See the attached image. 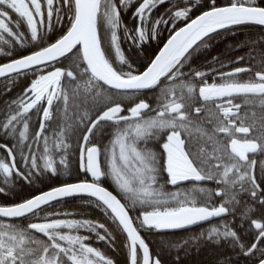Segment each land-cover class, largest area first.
I'll use <instances>...</instances> for the list:
<instances>
[{
    "label": "snow or ice",
    "instance_id": "snow-or-ice-1",
    "mask_svg": "<svg viewBox=\"0 0 264 264\" xmlns=\"http://www.w3.org/2000/svg\"><path fill=\"white\" fill-rule=\"evenodd\" d=\"M136 2L0 0V44L9 49L0 47V55L12 56L16 46L43 42L45 30H53L54 17L60 23L67 15L69 23L66 32L54 42L0 64V77L22 70L36 69L38 73L24 93L8 105L9 113L0 122L5 135L15 138L18 133L12 147L0 144V149L6 150V158H0V176L7 183L14 172L22 175L15 163L17 148L26 162L30 155L31 168L37 172L42 168L57 174L55 153H64L59 163L67 168L68 140L82 126L85 131L79 146L80 169L92 178L91 182L64 184L22 202L0 206V264H114L88 243L89 236L80 234L83 229L95 234L99 241L109 240L111 234L104 224L53 218L68 217L70 213H50L40 218L42 206L63 197L84 194L95 199L97 207L126 234L129 264H161L134 226L132 211L139 209L137 221L141 227L159 232L222 217L239 203L241 192L250 193L254 200L259 193V203L264 206V188L254 175L258 163L264 170V160L255 158L257 153L264 156V61L248 79H241L240 74L251 72V68L220 72L219 80L214 76L211 83L205 72L195 71L193 76L182 71L190 50L204 44L211 33L247 23L264 26V6L257 0H231L227 6L217 7L212 0L209 10L194 19L189 16L190 6L176 7L169 19L186 23L174 29L144 71L137 72L122 50L119 32L123 29L125 37L140 47L155 39L158 26L169 20L151 19L153 9L166 0H139L133 12L139 22L134 29L127 28L121 21V10ZM70 55L75 60L68 68L56 67L45 74L40 67ZM162 84L155 108L139 97L143 90ZM119 97L131 103L125 105ZM237 99L242 103H236ZM89 102L94 107L102 105L94 118ZM197 103L199 106H195ZM54 107L60 113V123L45 134L54 119ZM242 107H258L259 119L252 111L249 123L248 112L241 115ZM41 109L39 130L32 137L37 146L43 140V151L37 156L31 152L32 145L25 142L30 137L28 114ZM104 126L112 129L111 139L101 147L94 138ZM154 139L163 141L160 154L146 146ZM24 147L29 148V155L23 153ZM162 172L167 174L165 183L160 182ZM104 177L112 179L123 202L102 186ZM185 181L193 182L191 188L165 190V184L178 186ZM205 181L217 187L202 186ZM252 211L247 209L245 217ZM29 216L37 217L38 222L17 223L19 218ZM250 229L255 230L250 246L226 223L210 227L206 238L213 242L223 239L239 247L244 256L259 252L258 264H264V248L260 247L264 244V216L251 219Z\"/></svg>",
    "mask_w": 264,
    "mask_h": 264
},
{
    "label": "trees",
    "instance_id": "trees-1",
    "mask_svg": "<svg viewBox=\"0 0 264 264\" xmlns=\"http://www.w3.org/2000/svg\"><path fill=\"white\" fill-rule=\"evenodd\" d=\"M139 0L134 3L128 9L121 10V21L123 25H126L129 29H134L139 22L134 16L133 12L138 6ZM231 1L227 4H230ZM257 3L264 6V0H257ZM222 0H215V5H222ZM212 0H166L165 3L158 5L153 9L151 13V19L154 21L160 17L165 20H169L167 24H160L158 26V34L155 39H150L143 43L140 47H136L132 44V41L128 40L123 29L119 32L120 43L122 50L125 53L129 63L133 65V68L140 72L153 57L160 45L169 36L174 29L178 28L186 21L178 20L173 23L169 18L171 13L176 10V7H191L192 10L189 13L190 18H193L200 12L210 8ZM175 6V7H174ZM67 8L64 9V13H67ZM16 19L13 14V20ZM53 30L46 32L43 42H37L36 45L29 44L24 48L16 46L12 49V56L0 55V64L8 62L12 59L19 58L21 56L30 54L33 50H39V47L47 46L48 43L54 42L59 38L67 28L69 27L67 15L60 23L55 22L53 18ZM5 51L9 49L7 46L0 44ZM107 48V45L105 46ZM75 51V50H74ZM191 56L185 62L182 71L185 74H193L195 71L205 72L208 75L206 79L209 83L212 82L215 76L217 81L219 80L220 72H229L236 67L251 68V72L241 73V79H248L250 76L254 77L255 72L260 70L261 62L264 61V27L253 24H242L231 26L226 29L219 30L205 38L204 44L199 47L194 46V50H190ZM243 57V59H239ZM113 62H115L114 54H112ZM75 60L74 55H70L69 58H61L59 61L52 62L48 65L40 66L44 73L55 69L56 67L68 68L72 66ZM221 65H224L222 67ZM125 70L127 67L125 66ZM38 74L36 69L26 70L19 74H13L0 79V122L6 119L9 113L8 105L19 97L24 90L28 88L31 81ZM196 83L200 84L199 79H196ZM164 85H160L155 89H147L139 93L141 99L147 100L150 105L155 108L157 106V100L160 96L161 88ZM125 105L131 103L130 99L125 97H119ZM236 103H242L241 99H237ZM100 106L94 107L89 102L88 107L92 109L93 118L95 112ZM195 106H199L197 103ZM209 108L212 105L208 106ZM15 106H13V111ZM256 112V118L259 119L261 110L251 107H242L241 115L245 112L249 114L248 122H251V112ZM54 119L49 122V127L46 129L45 134H50L54 128L60 123V113L56 112L54 107ZM147 115H154V113H148ZM42 118V109L38 113L35 110L28 114L30 125V137L26 141V144H31V152L36 153L37 156L43 151V140L41 139L39 146L33 143L32 137L35 136L37 130H39V121ZM22 127V125H18ZM85 129L81 126L77 128L70 136L68 143L70 148L67 150L66 162L67 168L59 163L60 156L64 153H55L57 174L53 175L50 172H44L43 169L39 172L31 168L29 148L24 147L23 153L29 155V160L26 162L21 157L20 149H15V163L17 169L22 175L17 176L15 172L13 176L8 178V182L5 183L4 177L0 176V188L4 191L0 192V205L8 206L15 203L22 202L25 199L32 197L33 195L52 188L57 185L75 182L80 180H89L88 175L80 169V152L79 146L82 143V133ZM111 128L104 126L101 132H98L94 138V141L101 147L108 144L111 139ZM18 140V133L16 137L5 135L0 130V144H6L8 147H12ZM162 140L154 139L147 143V147L157 154L162 152L160 145ZM144 146L143 144L141 145ZM195 150V148H193ZM0 158H6V150L0 149ZM258 160H264V156L259 153L256 154ZM12 161L9 160V163ZM32 173L29 175V173ZM254 175L257 179V183L263 188L264 184V170L261 169L259 163L257 164ZM166 172L161 173L160 182L165 183ZM91 180V179H90ZM193 182L185 181L181 182L178 186H172L165 184V190L175 191L177 187L181 189L191 188ZM202 186L210 189H215L217 186L212 181L201 182ZM102 186L118 195V198L123 199L119 195L118 190L115 187L114 182L110 177L102 178ZM260 194L258 193L257 199H253L250 193L241 192L238 196L239 203L235 206H231V211L222 217L209 221L207 223L185 229L180 231L161 232L156 230H149L140 226L137 221L139 209L132 211L130 215L134 220V226L137 227L142 238L145 239L149 245L150 253L153 257L159 258L161 264H255L258 261L259 252L255 255L244 256L239 247H233L229 242L221 239L219 242H213L206 238L207 230L212 226H220L222 224H228L233 230H235L241 237L242 241L250 246L254 240L252 233L254 229H250L251 219H260L264 216V206L259 203ZM203 201H201L202 203ZM216 203H219V199L216 198ZM44 211L40 212V218L47 216L50 213H70L68 217L63 215L53 218H68L77 220H91L97 221L105 225L108 233L111 234L109 240L99 241L95 234L80 230L81 235H87L90 237L88 243L101 250L106 257L113 260L114 264H128V248L126 247L127 240L123 232L118 228L117 224L112 221L109 215H106L101 207H97V202L94 199L84 196H76L54 201L49 205L42 207ZM253 209L248 217H245L244 213L247 209ZM38 222L37 217L29 216L28 218H19L17 223L26 225L28 222ZM101 234L103 230H99ZM205 233V236H201V233ZM264 248V244L260 245Z\"/></svg>",
    "mask_w": 264,
    "mask_h": 264
},
{
    "label": "water",
    "instance_id": "water-1",
    "mask_svg": "<svg viewBox=\"0 0 264 264\" xmlns=\"http://www.w3.org/2000/svg\"><path fill=\"white\" fill-rule=\"evenodd\" d=\"M228 4H222V5H218L217 7H222V6H227ZM206 10H209V8L208 9H206ZM206 10H204V11H206ZM203 12V11H202ZM202 12H200L199 14H197L196 16H198V15H200ZM196 16H194L193 17V19L196 17ZM186 23V22H185ZM184 23V24H185ZM184 24H182L181 26H179L178 28H176L175 30H178L180 27H183L184 26ZM247 24H251V23H247ZM240 25H242V24H240ZM253 25H256V24H253ZM232 26H236V25H232ZM258 26H261V25H258ZM231 27V26H230ZM261 27H264V26H261ZM219 30H222V29H219ZM219 30H217V31H219ZM66 32V31H65ZM173 33V32H172ZM172 33H170L169 34V36L164 40V42L160 45V47L158 48V50L155 52V54L153 55V57L152 58H154V56L156 55V54H158V52H159V49L160 48H162L163 47V45H164V43H166L167 42V39L170 37V35L172 34ZM212 34V33H211ZM31 54V53H30ZM27 55H29V54H27ZM20 58V57H19ZM151 58V59H152ZM150 59V60H151ZM11 61V60H10ZM10 61H8V62H10ZM8 62H5V63H8ZM148 63H150V61L148 62ZM4 64V63H3ZM147 67V65L140 71V72H142V71H144V69ZM23 71H26V70H22L21 72H23ZM13 74H16V73H13ZM13 74H10V75H13ZM9 75V76H10ZM2 78H4V77H0V79H2ZM106 87V86H105ZM147 90V89H146ZM143 91H145V90H143ZM82 143H83V141H82ZM81 143V144H82ZM88 177H89V180H80V181H75V182H69V183H80V182H85V181H87V182H91V180L90 179H92L91 178V176L90 175H88ZM69 183H65V184H69ZM62 185H64V184H61V185H57V186H54V187H59V186H62ZM54 187H52V188H54ZM263 188H264V184H263ZM107 189V188H106ZM49 190H51V188H49V189H47V190H44V191H42V192H45V191H49ZM108 190V189H107ZM110 191V190H109ZM42 192H39V193H37V194H35V195H38V194H40V193H42ZM114 194V193H113ZM34 196V195H33ZM76 196H84V197H88L87 195H84V194H80V195H75V196H70V197H76ZM70 197H63V198H60V199H58V200H61V199H65V198H70ZM31 198V197H30ZM89 198H92V197H89ZM29 199V198H28ZM92 199H94V198H92ZM95 200V199H94ZM57 201V200H56ZM52 202H54V201H52ZM52 202H50V203H52ZM0 206H2V205H0ZM46 206V205H45ZM42 207H44V206H42ZM217 218H219V217H215V218H212L210 221H212V220H214V219H217ZM207 222H209V221H205V222H200V223H198V224H194V225H191V226H188V227H186V228H183V229H175V230H163V231H161V232H171V231H180V230H185V229H189V228H192V227H195V226H198V225H201V224H204V223H207ZM122 231V230H121ZM124 234V236H125V238H126V240H127V236H126V234L125 233H123ZM140 255V257H141V259H142V253H140L139 254ZM155 258V257H154ZM128 264H129V252H128ZM255 264H258V261L255 263Z\"/></svg>",
    "mask_w": 264,
    "mask_h": 264
},
{
    "label": "rangeland",
    "instance_id": "rangeland-1",
    "mask_svg": "<svg viewBox=\"0 0 264 264\" xmlns=\"http://www.w3.org/2000/svg\"><path fill=\"white\" fill-rule=\"evenodd\" d=\"M231 0H222V3L223 4H227V3H229ZM148 64V63H147ZM53 70H55V69H53ZM53 70H51V71H53ZM46 74V73H45Z\"/></svg>",
    "mask_w": 264,
    "mask_h": 264
}]
</instances>
